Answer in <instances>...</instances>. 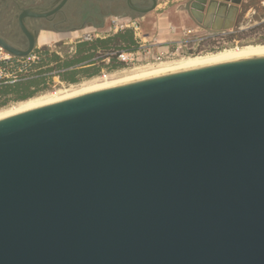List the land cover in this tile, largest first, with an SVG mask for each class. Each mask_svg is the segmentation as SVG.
<instances>
[{
	"label": "water",
	"instance_id": "95a60500",
	"mask_svg": "<svg viewBox=\"0 0 264 264\" xmlns=\"http://www.w3.org/2000/svg\"><path fill=\"white\" fill-rule=\"evenodd\" d=\"M0 264H264V57L0 120Z\"/></svg>",
	"mask_w": 264,
	"mask_h": 264
},
{
	"label": "flooded vegetation",
	"instance_id": "af4514ba",
	"mask_svg": "<svg viewBox=\"0 0 264 264\" xmlns=\"http://www.w3.org/2000/svg\"><path fill=\"white\" fill-rule=\"evenodd\" d=\"M10 2V21L8 25L0 28V37H2L9 45L17 49H26L28 39L21 30L18 17L23 11L45 12L54 7L60 0H5ZM147 2L150 0H67L65 4L53 15L46 18L25 17L23 23L28 33L35 39V47L37 39L40 35H65L78 33L81 30L90 28L100 30L107 20L113 18L138 20L141 12L145 9ZM2 1L0 0V6ZM1 12V9H0ZM212 35L211 37H213ZM98 39L95 35L90 41ZM75 53V52H74ZM73 53V54H74ZM113 51L106 53L108 55L103 58L98 51L91 62L78 64L70 67L67 71L76 70L79 73L75 77H92L104 72L114 71L109 66H101V62L110 64V58ZM194 56V55H193ZM69 58V57H68ZM71 58V56H70ZM182 58V57H181ZM65 72V71H64ZM59 77V76H58ZM60 78V77H59ZM64 82H68L63 80ZM70 83V82H68ZM40 84L39 87H43ZM34 87H29L27 91H34Z\"/></svg>",
	"mask_w": 264,
	"mask_h": 264
},
{
	"label": "rangeland",
	"instance_id": "374dc122",
	"mask_svg": "<svg viewBox=\"0 0 264 264\" xmlns=\"http://www.w3.org/2000/svg\"><path fill=\"white\" fill-rule=\"evenodd\" d=\"M2 5L0 6L1 12H0V28L8 25L10 21V2H6L5 0H1ZM264 2V0H248V5H252L254 8L257 6L262 7L263 9L255 8L256 14H253L250 12L248 15L241 17L237 20V26H232L224 29L223 31H214L212 35L213 37L208 36L205 32L202 30H196L194 32V36H188L184 37L183 33L179 37V40H187L188 48H193V53L189 54H180L179 56H174L173 58H170L168 60H163L162 62H173L177 59H180L181 57H189V56H196V55H204L207 53H213L217 52L223 49H229V48H235V47H243L247 45H257V44H264V6H261L260 3ZM255 13V12H254ZM260 21V19H262ZM138 27L140 28V35L145 34L148 31V25H143L142 22L140 24L139 20H137ZM111 24V20H107V22L104 24V26L100 30H93L90 28L81 30L78 33L73 34H65L62 35L63 37L60 38L61 35H40L37 39V45L34 49H39L41 52H45L46 54L44 56L45 59L50 57V55L54 54L55 52L59 53V55L63 59H68V57L73 55L74 45L76 41H80L83 39V35L87 33H93V35H98V37H102L103 35L109 34H115L113 31H108V28ZM196 28H193V30ZM117 31L116 33H118ZM122 32V31H121ZM211 34V33H210ZM193 37H202V40L200 41V44L196 46L192 39ZM46 38L48 40V43L46 44ZM59 40V41H58ZM52 42V43H51ZM164 46V45H163ZM40 63V62H39ZM161 62H157L154 64H145V65H136L135 67L131 68H120L111 72H104L99 75H95L92 77H78V79L74 83H68L64 82L55 75V72L48 73V77L45 79L44 83L45 85L43 87H40L36 92H34L30 97L24 100H18L11 96V99L4 104L2 107H0V110L8 108L10 106L19 104L20 102L26 101L31 98H35L47 93L55 92L56 90H63V89H69L71 87H78L83 84L92 82V81H101V80H107L112 77L120 75L122 71H128L130 69L136 68V67H144V66H150V65H158ZM39 64H35V66H38ZM35 66H34V73L35 75ZM51 76V77H50ZM34 78L32 76L31 80ZM103 78V79H102ZM21 80V79H20ZM19 81V80H18ZM25 81V80H23ZM13 97V98H12Z\"/></svg>",
	"mask_w": 264,
	"mask_h": 264
},
{
	"label": "bare ground",
	"instance_id": "6f19581e",
	"mask_svg": "<svg viewBox=\"0 0 264 264\" xmlns=\"http://www.w3.org/2000/svg\"><path fill=\"white\" fill-rule=\"evenodd\" d=\"M46 36V35H45ZM63 37L62 35L60 38ZM59 41V40H58ZM37 43V42H36ZM48 40L46 38V44ZM52 43V42H51ZM264 57V44L247 45L243 47H235L223 49L213 53L204 55H196L182 57L173 62H161L158 65H150L144 67H136L128 71H122L120 75L107 80L92 81L78 87L69 89L56 90L35 98L20 102L19 104L10 106L0 110V120L18 115L36 108L66 101L75 97L102 91L105 89L134 83L146 79L160 77L178 72L190 71L209 67L213 65L229 63L240 60L262 58ZM103 79V78H102Z\"/></svg>",
	"mask_w": 264,
	"mask_h": 264
},
{
	"label": "crops",
	"instance_id": "0c3cea01",
	"mask_svg": "<svg viewBox=\"0 0 264 264\" xmlns=\"http://www.w3.org/2000/svg\"><path fill=\"white\" fill-rule=\"evenodd\" d=\"M189 2L190 0H150V2H147L144 10H148L152 7L153 9L146 14L140 15L138 18L140 24L141 22L143 25L149 24L148 31L145 33L147 39L155 40L158 44L175 42L179 40L183 31L196 28L197 25L202 27L207 33L223 31L228 27L237 26V20L248 15L250 12L256 14L257 8H259V10L263 9L260 6L255 7V9L252 5H248V0H242L241 4L238 6L222 2L221 0H216L206 7V10L204 11V21L200 25L195 23L189 15ZM260 5L264 6V2H261ZM262 20L263 18L260 19V21ZM108 36L109 34H106L102 37H98V39L103 40ZM81 42L89 43L84 39L76 41L73 53L76 50V46ZM92 53L93 50L91 49L89 52L86 51L82 53V55ZM55 54L59 56V62L66 61V59H63L59 53L55 52ZM45 55L46 54L41 52L42 57ZM90 56V58H87L79 64L82 65L91 62L90 59H93L94 57H92V55ZM53 64H55V62H47L44 60V63H39L37 70L45 69ZM67 69H70V67ZM67 69H61L58 70V72H64Z\"/></svg>",
	"mask_w": 264,
	"mask_h": 264
},
{
	"label": "built area",
	"instance_id": "2783aa9c",
	"mask_svg": "<svg viewBox=\"0 0 264 264\" xmlns=\"http://www.w3.org/2000/svg\"><path fill=\"white\" fill-rule=\"evenodd\" d=\"M137 23V20L113 18L108 28V31H113L114 33L124 30L132 31L135 49L113 53L116 61L125 68L135 67L136 65L154 64L168 60L174 56H179L180 54L193 53L192 50L194 47L188 48L189 41L184 39L167 44H158L155 40L147 39V35H140L141 31ZM196 30H202L208 36H212L213 34L207 33L202 27L197 25L194 30L189 29L183 31V35L184 37L191 36ZM94 36L93 33H87L83 35V39L90 41ZM201 40L202 37H193L192 39L196 46L200 44ZM38 51L39 49L25 57H16L5 52L0 47V86L14 84L20 79L27 80L32 78L35 64H39L42 59L41 53ZM10 99V95L7 97L0 96V107Z\"/></svg>",
	"mask_w": 264,
	"mask_h": 264
},
{
	"label": "trees",
	"instance_id": "16d2710c",
	"mask_svg": "<svg viewBox=\"0 0 264 264\" xmlns=\"http://www.w3.org/2000/svg\"><path fill=\"white\" fill-rule=\"evenodd\" d=\"M91 49L93 50L92 54L82 55V53L86 51L89 52ZM133 49H135V44L131 30H124L122 32L109 35L106 39L103 40L96 39L91 43L81 42L76 46L75 53L71 56V58L66 59V61L64 62H59L60 58L55 53L50 55V57H48L47 59H44V57H42L41 62L44 63L45 60L47 62H55V64L45 69H38V70L37 68L39 67V65L35 66L36 71H35V75H33L34 78L32 80L31 78L25 81L19 80L14 84L0 86V96L7 97L10 95L18 100L27 99L40 88L39 87L40 84H44L45 79L48 77V73H52V72H55V75L53 76H59L61 80H66L70 83H74L75 77L79 73L78 71L66 70L65 72H58V70L74 67L79 63L83 62L84 60H86L87 58H90L91 57L90 55H92V57L98 55L96 53L97 51L101 53L103 58H106L108 56L106 55V53L109 52L110 50L116 53L122 50L130 51ZM38 52L41 53L40 50ZM109 65H111V68L113 70L124 68L122 64L116 61L114 55L111 56L110 58V64H106L104 61L101 62V66H109ZM29 87H34L35 90L29 92L27 91Z\"/></svg>",
	"mask_w": 264,
	"mask_h": 264
}]
</instances>
